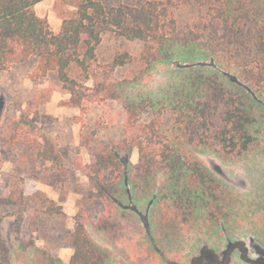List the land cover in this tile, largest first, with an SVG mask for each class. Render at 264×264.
I'll use <instances>...</instances> for the list:
<instances>
[{
	"label": "trees",
	"instance_id": "trees-1",
	"mask_svg": "<svg viewBox=\"0 0 264 264\" xmlns=\"http://www.w3.org/2000/svg\"><path fill=\"white\" fill-rule=\"evenodd\" d=\"M40 1L0 0V73L36 55L37 75L58 73L70 94L65 105L85 112L89 103L117 100L126 113L121 137L100 140L93 131L81 136L91 156L84 171L104 207L97 220L80 215L68 229L74 252L68 263L59 264H108L110 253L93 241L86 226L112 232L129 213L143 223L156 264H264V230L243 228L236 189L196 155L210 151L235 162L259 142L264 0H146L139 5L66 0L58 32L36 12ZM107 34L137 40L142 50L136 58L117 53L102 65L98 51ZM130 64L136 68L133 75L114 76ZM160 66H168L167 84L157 91L136 90ZM27 127L37 129L23 114L0 140L11 146L32 141L23 132ZM44 139L37 158L62 168L61 153ZM135 150L137 162L132 161ZM52 167L43 179L56 187L66 174ZM40 177L27 173L13 185L7 179L0 186V206L29 208L34 202L48 218L64 215L63 206L45 191H28L26 184ZM188 232L198 235L183 254ZM17 248L40 264H57L35 239L16 235L9 241L0 230V264L20 261Z\"/></svg>",
	"mask_w": 264,
	"mask_h": 264
},
{
	"label": "rangeland",
	"instance_id": "rangeland-1",
	"mask_svg": "<svg viewBox=\"0 0 264 264\" xmlns=\"http://www.w3.org/2000/svg\"><path fill=\"white\" fill-rule=\"evenodd\" d=\"M65 1L42 0L35 5L36 12L49 21L55 32L62 25L61 6ZM102 1L107 5H139L146 0ZM141 50L142 43L137 40L107 34L99 47V63L104 65L121 52H128L136 58ZM37 67L38 57L33 55L27 61L12 64L0 73V136L9 134L14 122L21 119L23 114L37 126L35 130L27 127L23 131L31 136L32 141L11 146L0 140V186L7 179L13 185L17 177L36 172L41 177L31 179L26 184L28 191H45L63 206L65 214L48 218L39 213L33 201L29 208L0 206V230L9 241L16 235L26 241L33 238L39 247L45 248L55 258L57 264L59 261L68 263L74 252L69 245L68 229L75 226L80 215L97 220L104 207L102 201L96 199V189L84 171V165L91 161V156L82 145L81 136L86 131H93L100 140L121 137L124 134L126 113L117 100L89 103L85 112L79 107L65 105L70 94L63 89L58 73L52 71L39 76L35 73ZM166 69L168 66L155 69L151 77L135 87L136 90L150 92L165 86L170 80ZM135 72L136 68L130 64L117 68L113 74L122 78ZM86 84L91 85L92 80ZM258 114L260 123L264 124V108L259 109ZM148 116L146 114L144 118ZM259 127L262 132L259 142L242 160L231 162L210 151L196 152L219 180L236 189V198L240 202L237 217L240 215L239 218H242L245 230H264V127ZM44 138L51 141L61 153L62 168L52 167L51 162L37 158L38 146L44 142ZM138 158V150H135L132 161L137 162ZM50 167L62 169L66 174L65 181L56 187L43 179ZM86 228L93 241L110 253L108 264H156L152 259L155 253L144 235L143 223L137 216L129 213L126 217H120L118 228L112 232L97 230L91 224H87ZM197 235L195 232L184 235L187 241L180 246L183 254L191 249ZM176 246L173 244L172 248ZM17 253L21 258L15 264H25L24 260L28 264H40L30 252L17 248Z\"/></svg>",
	"mask_w": 264,
	"mask_h": 264
}]
</instances>
